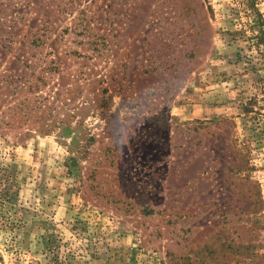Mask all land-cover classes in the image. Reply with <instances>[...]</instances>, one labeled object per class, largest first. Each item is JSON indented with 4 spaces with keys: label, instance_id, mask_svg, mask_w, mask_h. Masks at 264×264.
I'll return each instance as SVG.
<instances>
[{
    "label": "rangeland",
    "instance_id": "rangeland-1",
    "mask_svg": "<svg viewBox=\"0 0 264 264\" xmlns=\"http://www.w3.org/2000/svg\"><path fill=\"white\" fill-rule=\"evenodd\" d=\"M0 264H264V0H0Z\"/></svg>",
    "mask_w": 264,
    "mask_h": 264
}]
</instances>
